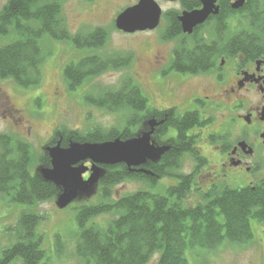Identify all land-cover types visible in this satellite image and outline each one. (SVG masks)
<instances>
[{"label": "trees", "instance_id": "trees-1", "mask_svg": "<svg viewBox=\"0 0 264 264\" xmlns=\"http://www.w3.org/2000/svg\"><path fill=\"white\" fill-rule=\"evenodd\" d=\"M64 1L7 0L2 6L0 36L9 37V42L0 46V79H9L24 88L39 86L44 58L40 42L45 37L69 41L89 53L64 67V79L70 90L80 88L86 80L106 71H123L130 67L131 55L97 53L106 44L108 33L104 28L71 33L62 16ZM245 3L241 10L225 9L219 14L215 19L217 37L213 42L195 39L194 49H181L184 44L179 42L170 68L184 74H202L215 67V62L223 56L244 54L254 58L264 54V0H247ZM232 13L240 14L244 25L233 35H228L225 17ZM163 17L173 23L167 32H163L162 39L180 38L173 12ZM84 100L98 109L121 113L123 121L108 130L100 127L86 133L63 130V145L69 140L126 139L135 135L150 114L159 116L149 111V99L131 75L123 78L118 89L88 94ZM192 115L186 113L177 118V122L173 120L171 125L177 134L171 140L178 148L167 153L158 164L147 165V170L159 176L169 172L172 177L179 171L185 154L193 153L194 140L187 134ZM55 139L56 136L49 144ZM192 156L197 166H201L203 161L194 153ZM33 161L29 143L0 133V196L6 195L12 202L29 208L55 200L58 189L41 180L32 168ZM38 163L46 166L49 160L41 154ZM105 169L95 199L75 201L78 229L75 251L83 264H148L154 255H157L155 264H186L187 247L209 250L223 242L244 244L254 239L251 219L264 225V188L219 185L206 192L197 189L195 192L200 201L190 208L185 206L184 200L192 191L190 185L195 182L186 176H180L178 185L162 194L151 192L157 186L156 177L129 171L124 164L105 166ZM125 181L142 182L146 187L114 198L113 187ZM100 215L111 218L101 225L95 221ZM40 221L41 216L36 212L24 210L20 214L14 227L16 241L0 252V264L17 261L20 264H50L42 248L43 234L37 231Z\"/></svg>", "mask_w": 264, "mask_h": 264}, {"label": "rangeland", "instance_id": "rangeland-1", "mask_svg": "<svg viewBox=\"0 0 264 264\" xmlns=\"http://www.w3.org/2000/svg\"><path fill=\"white\" fill-rule=\"evenodd\" d=\"M162 13L179 12L181 7L177 2L155 0ZM7 0H0V9ZM136 0H65L62 4V16L66 21L67 29L71 33L88 32L96 27L104 28L107 33L106 44L97 51L100 55L121 53L132 56V64L123 71H106L101 75L86 80L80 88L70 90L64 79V67L70 62H76L86 56L87 49H78L69 41L51 40L43 38L40 46L43 54L41 65L42 82L39 86L24 88L9 79H0V133L13 135L29 143L34 161L33 170L40 164L38 158L43 154L42 147L52 138L56 130H70L86 133L94 127L108 130L118 127L123 121L121 113L108 112L86 103L84 96L98 94L104 90L118 89L125 76L131 75L144 94L149 96L152 91L149 62L155 52L169 56L178 44L177 39L165 41L162 39L165 21L161 18L162 26L153 31L139 33H123L114 27L115 16ZM229 24L233 32L243 27L240 14L235 13ZM240 20V22H239ZM210 27L200 31L206 35ZM9 37L0 36V46L9 42ZM178 46V45H177ZM199 89L214 90L215 84L210 75L197 79ZM187 87L188 85H183ZM154 100L160 102L158 97ZM14 106L19 110L22 121L17 115L9 113L8 108ZM208 119L210 129L217 131L222 120L223 111L211 108ZM30 127V128H28ZM209 130V129H208ZM198 147H203L202 153L208 158L206 169L216 170L215 150L208 141L200 140L205 135L197 133ZM213 144V143H212ZM191 160L185 158L182 167L177 173H184L191 165ZM169 180L162 178L157 186L151 189L152 193H165ZM222 183H220L221 185ZM230 187H241L237 182L227 181ZM146 187L142 182L125 181L113 187L114 198L129 194ZM193 193L188 196L189 204L200 201L195 192L199 189L195 184ZM91 201L95 199L92 196ZM82 201V200H81ZM80 201V202H81ZM72 203L64 209H58L53 200L44 201L35 207L21 205L11 201L6 195L0 196V252L16 241L14 227L20 214L24 211L36 212L41 216L37 226L38 233L43 234L42 248L50 264H83L77 256L75 245L77 240V226L75 222V206ZM111 217L100 215L95 218L98 224L105 225ZM251 229L254 239L244 244H230L223 242L214 249L187 247L185 250L186 264H264V225L251 219ZM157 255L148 264H155ZM12 264H20L19 261Z\"/></svg>", "mask_w": 264, "mask_h": 264}, {"label": "flooded vegetation", "instance_id": "flooded-vegetation-1", "mask_svg": "<svg viewBox=\"0 0 264 264\" xmlns=\"http://www.w3.org/2000/svg\"><path fill=\"white\" fill-rule=\"evenodd\" d=\"M168 1L177 2L181 7L179 12H173L180 33L177 45L180 42V44H184L181 49H194L195 39L203 38L206 42H213L215 40V37H217L214 32L215 19L220 16L219 14L222 11L224 13L225 9L227 11L241 10L244 8L247 0L238 9L232 8V4L236 0H217L215 5L218 6V13L216 15L211 14L203 24L194 27L190 34L182 31L178 17L183 11L200 9L202 7L201 0ZM169 13H162L161 18ZM234 16L232 13L230 15L227 14L225 17L226 32H228V35L234 34V29L229 25L231 18ZM171 23H173L171 19L165 21L163 32H167L170 29ZM160 26H162L161 20L158 27ZM207 26L210 27L207 34L201 35L200 31ZM177 45L172 50L169 60H167L169 56L155 52L149 62L148 72L150 73L152 92H149V96L145 95L149 99L151 108L149 111L156 112L159 116L156 117L150 114V117L147 119L153 118L156 122H161L154 127L152 139L159 146H166V150L160 160L149 164H158L162 157L171 150L178 148V144L171 140L177 134L176 128L171 123L186 113H190L193 115L191 116V127L188 129L187 134L194 140L192 150L203 161L202 165L197 166L193 158L194 156H192L193 153H186L184 157L192 161L191 165H189V168L184 173H176L174 177L170 176L171 174L169 172L164 176H159L155 172L146 174L137 171L140 168L147 170L148 168L146 166L149 164L137 167V170L134 172L156 177L157 181L165 178L169 180L168 188L177 186L180 181V176H186L191 181L194 180L196 184L198 182V190L202 192L219 186L220 183H222L221 185H227V181L237 182L241 186L240 188L250 187L254 189L258 187L263 189L264 54L258 57L255 56L254 58H249L248 56H244V54L223 56L219 61L215 62V67L205 73L184 74L170 68L172 59H174L175 50L178 47ZM204 75H210L212 77L216 87L214 90L199 89L196 81ZM184 84L188 86L184 87ZM153 97H158L160 102L156 103L158 101L154 100ZM211 108L224 112L217 131L213 130V128L210 129L211 121L208 119V114H210L209 111ZM8 111L13 115H17L18 121H22L19 110L14 106L11 105ZM146 120L136 133L143 129H148L145 124ZM197 133L205 135L203 138H200L201 141L205 139L213 146L212 149L215 150L217 159L215 162L216 170L205 168L206 163H208V158L202 155L205 149L197 146ZM55 136L54 143L58 139H61V145L66 146L63 145L64 135L61 131L56 130L53 132L51 137L54 138ZM49 141L46 144H54H49ZM86 165H89V163H86ZM163 167L167 169L166 164ZM182 168L184 169V167ZM86 176L87 174H85ZM195 183L190 185L192 191L184 200L185 206L190 208L198 203L189 204L187 201L188 196L195 189Z\"/></svg>", "mask_w": 264, "mask_h": 264}, {"label": "water", "instance_id": "water-1", "mask_svg": "<svg viewBox=\"0 0 264 264\" xmlns=\"http://www.w3.org/2000/svg\"><path fill=\"white\" fill-rule=\"evenodd\" d=\"M216 1L201 0L200 9L183 11L178 17L182 31L190 34L211 14L216 15ZM244 2L236 0L232 8H240ZM161 15L162 10L155 0H138L115 16L114 26L118 31L130 34L152 31L159 26ZM159 123L153 118L147 119L148 129L126 139L117 137L101 142L69 140L66 146H62L61 139H58L52 145L45 144L42 151L49 165H39L35 172L41 180L58 189L54 200L58 209H64L75 201L88 200L96 194L99 181L106 172L105 166L124 164L129 171H135L139 166L160 160L166 146H159L152 139L154 127ZM137 171L152 174L144 168Z\"/></svg>", "mask_w": 264, "mask_h": 264}]
</instances>
